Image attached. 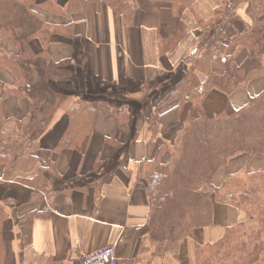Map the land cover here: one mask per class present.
Wrapping results in <instances>:
<instances>
[{"label": "crops", "instance_id": "0c3cea01", "mask_svg": "<svg viewBox=\"0 0 264 264\" xmlns=\"http://www.w3.org/2000/svg\"><path fill=\"white\" fill-rule=\"evenodd\" d=\"M51 12L43 10L46 22L59 29L51 38L48 52L54 60L71 59L76 68L73 82L56 84L57 104L46 133L40 139L37 152L39 164L30 174L17 173L25 181L33 180L40 170L56 163V171L44 173L45 186L34 187L5 180L0 165V264H83V258L107 246L117 247L118 264H196L197 250L215 245L230 229L247 222L245 213L231 205H215L214 225L193 231L192 237L181 242L177 259L174 254L155 247L149 237V201L142 169L149 161V142L154 136L160 143H175L190 115L218 117L247 107L264 94V76L253 79L245 88L230 94L213 90L204 99V85L186 94L194 95L185 104L180 95L158 107L160 120L151 126L148 120L132 117L127 106L119 109L127 114L125 126L99 108L93 135L81 151L56 152L67 131V113L79 95L89 91L91 78L115 89L141 88L163 82L179 67L187 66L200 40L201 22L211 20L222 0H198L186 11L183 22L187 33L175 45L179 20L171 7L150 0H135L136 14L132 23L117 16L107 0H92L85 6L81 0L68 12L73 0H40ZM247 19L244 10H239ZM37 52L44 46L38 39L32 42ZM9 53L17 52L9 41ZM0 81L11 82L10 74L0 67ZM140 90V91H139ZM132 91L128 99H133ZM156 108V107H155ZM141 114L150 112V106ZM3 114L9 120L3 128L7 137L17 139L19 122L31 117L28 99L9 98L3 103ZM133 118V119H132ZM115 136L125 147L117 150L105 140ZM103 162L100 170L97 161ZM264 175V157L233 159L228 170L221 169L213 179L215 189H221L231 177ZM143 179V180H142ZM50 210L46 218L28 224L34 212Z\"/></svg>", "mask_w": 264, "mask_h": 264}, {"label": "trees", "instance_id": "16d2710c", "mask_svg": "<svg viewBox=\"0 0 264 264\" xmlns=\"http://www.w3.org/2000/svg\"><path fill=\"white\" fill-rule=\"evenodd\" d=\"M78 1L71 2L69 13L74 11L73 6ZM90 1L81 0L83 4L80 6ZM150 1L169 5L179 20L174 42L177 45L187 33L183 17L198 0ZM107 4L117 16L133 22L135 0H107ZM43 10L51 12L48 4L40 0H0V67L12 78L11 82L0 81V165L5 169L3 179H16L37 190L45 186L42 179L44 173L56 171V163L46 170L42 168L31 181L15 178V175L19 172L30 174L37 168V152L41 148L39 141L51 123L53 108L58 101L55 85L73 82L76 75L71 59L54 60L50 56L48 47L59 29L46 22ZM239 10L245 11L247 19H243ZM36 39L44 46L42 52H37L32 46ZM9 41L15 44L17 52L6 51L4 46ZM187 64L169 76L172 86H165L160 94H153L146 106L128 99L136 88L115 89L111 84L104 85L91 78L89 91L79 95L67 111L70 124L56 152L82 150L93 135L99 108L114 115L125 126L129 116L120 114L119 109L128 105L134 111L133 118L145 117L151 126H156L161 117L158 107L173 95H180L184 104L193 99L192 93L186 94L188 88L194 91L203 84L204 99L213 90L230 94L245 88L253 79L264 76V0H222L214 17L208 22H201L200 40ZM12 97L28 99L31 103V117L25 123L19 122L20 135L17 139L9 138L3 132L4 125L9 121L4 117L3 103ZM123 102L126 104L123 105ZM147 106H150L149 114H141L140 111H146ZM255 107L258 111L248 115L250 108ZM105 142L119 151L125 149L115 136ZM240 156L264 157V94L252 100L247 107L232 113L224 112L218 117L195 119L190 115L175 143L159 144L155 136L151 139L149 167L143 181L149 201L148 233L155 247L152 256L158 255L162 249L174 254L177 259L182 241L191 238L193 231L214 225L215 205L220 204L234 206L245 213L248 227H251L247 229L251 231L249 238L258 243L253 250H245L244 244H239L240 249L246 251L245 256L232 261L229 237L234 235L232 233L236 228L230 229L224 239L215 244L224 246L226 251L220 248L210 252L209 260L201 263L202 251L198 248L196 264L262 262L260 256L264 242L260 240L264 236V205L252 198L255 193L226 192L231 182H242L243 177L229 178L221 189H215L213 184L216 174L221 169L228 170L230 162ZM102 166L103 162L97 161L95 170H100ZM246 176L264 178V175ZM240 185L232 188L238 189ZM49 214L47 208L38 210L27 217L28 224ZM3 216L0 206V217Z\"/></svg>", "mask_w": 264, "mask_h": 264}, {"label": "rangeland", "instance_id": "374dc122", "mask_svg": "<svg viewBox=\"0 0 264 264\" xmlns=\"http://www.w3.org/2000/svg\"><path fill=\"white\" fill-rule=\"evenodd\" d=\"M166 79H168L166 82H159L158 81V83H156L155 85H152V86L147 85L145 88H141L140 89L141 92H138L137 88H136L135 90H133V91H136V94L134 97H132L133 99H130V102H132V101L141 102V103H145L144 105L146 106V103H149L148 99H150L153 94H157V93L160 94L163 90V87H165V86L171 87L172 86L170 83L169 77H167ZM125 104H126V102H123V105H125ZM126 106L128 108H130L129 110H131V111L133 110L130 106H128V105H126ZM147 108H148V106L146 107V109ZM255 108H250V110L248 111V115H251V114L255 113L256 111H258V109L257 108L255 109ZM144 167L145 168L142 169V173H141L143 176L148 171L149 165L147 164ZM231 183L232 184L230 185L228 190H226V192L236 193V194H244L246 192H248V194L255 193L254 194L255 196L252 198L255 199L256 201H258L260 204L264 205V178H252L251 179L248 176H244L242 179V182H240V180H238V181L234 180ZM239 183L241 185H240V187L238 186L239 187L238 189L232 188V186L238 185ZM252 189L255 190V192H252L253 191ZM245 224L246 225L242 224V225L238 226L232 233L234 235L229 237V242H231V244H229V246H230L229 247L230 248L229 253H231V259L230 260H232V261H237L238 259H241L242 257L245 256L246 251L243 252L240 249L241 247H239V244H244L245 250H247V249L253 250L255 245H257V243H258V242H255L254 239L249 238L251 236V234H249V233H251V231H247V229H251V227H248L249 226L248 225L249 224L248 219H247V222ZM245 230L248 233H246ZM229 242H227L226 244H228ZM260 242H264V236L262 237ZM223 247L217 246V245H208L206 247H203L201 249L202 252H200L201 263H203L205 260H209V253L210 252L214 253L217 249H220V248L222 250L226 251L225 248H223ZM221 254H223V252ZM260 258H261L262 262H260L258 264H264V245L262 247ZM214 264H220V263L216 262Z\"/></svg>", "mask_w": 264, "mask_h": 264}, {"label": "built area", "instance_id": "2783aa9c", "mask_svg": "<svg viewBox=\"0 0 264 264\" xmlns=\"http://www.w3.org/2000/svg\"><path fill=\"white\" fill-rule=\"evenodd\" d=\"M117 247L107 246L83 258V264H118Z\"/></svg>", "mask_w": 264, "mask_h": 264}]
</instances>
